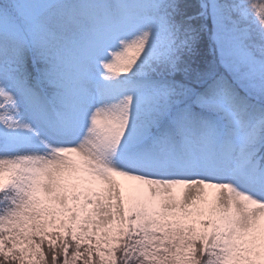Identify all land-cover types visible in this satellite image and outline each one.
<instances>
[{
    "label": "snow or ice",
    "instance_id": "snow-or-ice-1",
    "mask_svg": "<svg viewBox=\"0 0 264 264\" xmlns=\"http://www.w3.org/2000/svg\"><path fill=\"white\" fill-rule=\"evenodd\" d=\"M0 264H264V0H0Z\"/></svg>",
    "mask_w": 264,
    "mask_h": 264
},
{
    "label": "trees",
    "instance_id": "trees-1",
    "mask_svg": "<svg viewBox=\"0 0 264 264\" xmlns=\"http://www.w3.org/2000/svg\"><path fill=\"white\" fill-rule=\"evenodd\" d=\"M209 59H210V57H209Z\"/></svg>",
    "mask_w": 264,
    "mask_h": 264
}]
</instances>
